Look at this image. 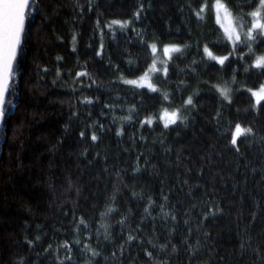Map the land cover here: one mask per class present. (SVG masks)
<instances>
[{
    "label": "trees",
    "instance_id": "1",
    "mask_svg": "<svg viewBox=\"0 0 264 264\" xmlns=\"http://www.w3.org/2000/svg\"><path fill=\"white\" fill-rule=\"evenodd\" d=\"M202 2L32 0L0 128V264H264V101L247 91L264 76L234 62L232 83L208 58L204 45L228 47ZM142 39L183 53L156 93L123 83L154 61ZM177 109L186 119L165 128ZM237 123L252 133L232 145Z\"/></svg>",
    "mask_w": 264,
    "mask_h": 264
},
{
    "label": "snow or ice",
    "instance_id": "2",
    "mask_svg": "<svg viewBox=\"0 0 264 264\" xmlns=\"http://www.w3.org/2000/svg\"><path fill=\"white\" fill-rule=\"evenodd\" d=\"M32 0H0V126L5 123L6 114L8 108H15L12 100L9 98L10 87L14 88L13 82L16 79V64L19 50L25 40L26 34V22L29 19L30 11H34L31 7ZM211 12L216 24L219 25L217 32L220 33V39L214 41V44H220L221 42L228 47V54L223 56H217L209 49L207 45H204L203 52L212 61H216L222 66L221 70H225L223 66L228 62L227 67L231 68L232 71V83H236V68H232L231 65L234 62H243V70L245 74L250 72H255L260 76H264V54L256 55V48H264V0H212L209 4L208 0H203L198 10L195 11V15L199 20H204L206 15ZM136 18L140 16V12L135 13ZM131 24V21H121L112 20L108 24V28L111 30L113 26H118L120 29H126ZM222 30V32H221ZM139 35V34H138ZM75 36H73V43H75ZM141 43L145 49H150L152 54L157 53L158 46L157 43H147L141 40ZM103 45L101 44V48ZM185 47H190V45H185ZM199 48V43H197ZM244 48L247 52H244ZM163 54L168 60L172 57L170 53H182L180 47L176 45H163ZM97 55H100L97 52ZM251 58V62L248 59ZM129 61V64H132ZM193 61V64H196ZM149 72L158 71L155 68V61L148 70ZM164 76H167L168 68L165 64L163 68ZM79 76L88 75L87 72L77 73ZM123 83L136 85L138 88H147L150 92L156 93L159 91L153 83L151 82L148 73L141 75L138 79L133 80H123ZM220 95L225 99L230 101V91L229 88H220L214 86ZM251 93V96L255 99L256 103L253 105L254 108L259 110L260 102L264 101V83H261L257 89H247ZM13 94L15 92L13 91ZM140 95H143L141 93ZM162 99L164 101H169L168 93H163ZM91 103V101H88ZM143 104V100L141 101ZM195 108V104L192 96L183 102L182 107L187 110L188 107ZM125 119H131V117H126ZM184 119L180 116V110L177 109L172 113H168L167 110L164 112V127L167 128L170 124L174 125L179 120L181 123ZM153 121L145 119L142 124H151ZM252 133L250 127H242L239 123L235 125V131L231 136L230 143L232 145L237 144V140L241 136H247ZM119 134V133H118ZM83 136V133H81ZM92 140H96L97 137L93 135ZM112 209H108L110 213ZM107 215V213L102 214ZM81 224H85L83 218L80 219ZM123 223V221H121ZM107 233V225H102ZM78 231V229H77ZM91 237H89L90 239ZM107 238V235L105 236ZM39 239V237H37ZM134 237L129 235L128 240H132ZM31 243V241H29ZM77 244L80 243L79 240L76 241ZM66 249L71 251V246L67 243L64 245ZM88 248V245H85ZM93 256L99 255V253L93 251ZM151 256V253H148ZM71 260V256L67 257ZM21 264H24L21 261ZM63 264V261L61 262Z\"/></svg>",
    "mask_w": 264,
    "mask_h": 264
},
{
    "label": "rangeland",
    "instance_id": "3",
    "mask_svg": "<svg viewBox=\"0 0 264 264\" xmlns=\"http://www.w3.org/2000/svg\"><path fill=\"white\" fill-rule=\"evenodd\" d=\"M163 47H159L158 46V51L157 53H155V58H154V61H155V68L158 70V71H153V72H149L147 71L146 73L149 74L150 76V79H151V82L153 83V85L155 86L154 82H153V76L158 73V72H163V68L165 66V64H168V59L167 57H165V55L163 54ZM174 53V52H173ZM173 53H170V55H172ZM264 54V53H262ZM261 55V54H260ZM153 61V62H154ZM153 64V63H152ZM152 66V65H151ZM150 66V67H151ZM149 70V69H148ZM139 78V77H138ZM138 78H135V79H138ZM133 80V79H131ZM156 87V86H155ZM173 111H176V110H172V111H167L169 114L172 113ZM161 118L164 120V112L162 113L161 115Z\"/></svg>",
    "mask_w": 264,
    "mask_h": 264
},
{
    "label": "water",
    "instance_id": "4",
    "mask_svg": "<svg viewBox=\"0 0 264 264\" xmlns=\"http://www.w3.org/2000/svg\"><path fill=\"white\" fill-rule=\"evenodd\" d=\"M0 128H1V126H0Z\"/></svg>",
    "mask_w": 264,
    "mask_h": 264
}]
</instances>
